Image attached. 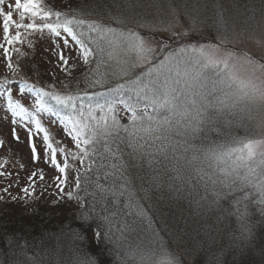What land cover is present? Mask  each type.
<instances>
[{
    "label": "snow or ice",
    "instance_id": "obj_1",
    "mask_svg": "<svg viewBox=\"0 0 264 264\" xmlns=\"http://www.w3.org/2000/svg\"><path fill=\"white\" fill-rule=\"evenodd\" d=\"M220 21L223 27H218L216 35L204 44L179 46L169 52L162 41L155 39L156 34L172 32L170 38L182 41L188 38L187 32L176 33L171 25L155 29L139 21L133 29L119 17L106 22L83 8L56 10L47 0H0V49L7 68L12 70L11 78L0 79V113L11 124L13 139L20 140L19 130L27 132L33 163L40 159L35 139L42 135L44 162L57 172L53 179L58 196L52 206L65 201L79 204L80 210L73 216L77 227L68 225L70 231H62L57 237L58 241L65 237L69 240L71 255L65 256L63 264H108L103 257L114 255L127 234L142 230L143 211H133L128 197L130 175L125 155L145 159L149 167L156 166L158 173H165L169 198L191 197L190 204L196 211L220 208L222 202L235 207L239 235L229 246L235 257L233 264H244V257L255 250L257 225L249 219L248 205H258L260 224L264 225V139L238 142L241 147L221 145L222 150L205 155L207 168L196 164L202 149L193 141H203L213 132L223 135L218 125L225 110L235 115L234 110L239 109L254 128L264 124V57L258 60L234 48L222 15ZM145 28L147 36L139 31ZM37 35L54 45L58 66L67 80L53 74V83L33 81L38 72L10 62L12 46L23 43L32 49ZM239 38L237 33L235 39ZM126 47L138 53L131 64L118 59L120 50ZM16 52L19 54L20 49ZM157 52L161 55L157 56ZM180 56H188L185 63L195 69V77L187 70L181 73ZM99 60L108 68L115 60L117 70L101 73L93 69ZM81 63L89 68L83 82L74 75ZM240 66L249 71L246 79L237 75ZM206 71L215 72L217 81L232 91L223 97L201 92L190 98V81ZM92 89L96 91L89 94ZM124 118L127 124L121 123ZM53 126H59L58 130L71 139L75 150L61 147L63 141L53 139ZM125 148L131 151L125 153ZM61 155L63 162L58 160ZM69 159L80 164L71 189ZM240 169L245 171L241 173ZM4 175L12 173L0 171V176ZM37 179H45L42 171L28 176V184L21 189L27 197L35 196ZM92 242H97L98 253L84 249ZM18 247L29 264H46L36 256L28 257L26 240ZM61 248L58 243L55 248L43 249L48 253L47 264H61ZM165 249L166 245L159 242L163 259H154L157 248L138 249L135 255L139 264H181L175 254ZM223 251L214 256L215 264H224ZM260 251L264 255V246ZM116 259L125 264L120 257Z\"/></svg>",
    "mask_w": 264,
    "mask_h": 264
},
{
    "label": "rangeland",
    "instance_id": "obj_2",
    "mask_svg": "<svg viewBox=\"0 0 264 264\" xmlns=\"http://www.w3.org/2000/svg\"><path fill=\"white\" fill-rule=\"evenodd\" d=\"M7 2L8 0H6ZM72 2L73 0H47V3L54 5L56 10L65 11L69 7L73 9L83 8L86 12L91 13L93 17L106 22H111L112 17H119L126 21L129 28L133 29H136L139 21L145 22L155 29H162L166 25H171L176 33L187 32L188 38L182 41L170 38L172 32L163 34L158 32L156 34L155 39L162 41L168 47L169 52L176 50L179 46L204 44L210 36L216 35L218 27H223V23L220 21L222 15L227 23L229 35L233 37L232 46L249 53L258 60L264 57V0H74V3ZM113 26L115 25L113 24ZM139 31L141 35H148L147 28ZM237 33H240L239 40L235 39ZM33 39L35 46L32 49H29L23 43L12 46V50L9 52L10 62L13 59L12 63L14 65L19 63L26 69L30 68L38 72V77L35 75L32 77L33 81L38 79L44 84L53 83V74L60 80H67L68 77L60 71L58 66L57 56L53 52L54 45L46 39H41L38 35ZM0 43H2V40H0ZM104 46L107 48L106 44ZM153 46L158 47L155 43H153ZM17 48L20 49L19 54L16 52ZM137 54L131 47L122 48L118 59L131 64L135 61ZM156 55L160 56L161 53L157 52ZM187 59L188 56H180L179 70L181 73L187 70L195 77V69L185 63ZM73 62L75 63V61ZM6 63L3 50L0 49V79L12 77V70L7 68ZM110 63L112 67L108 68L103 60H99L92 68L98 69L101 73L117 70L116 61ZM79 69L74 75L83 82V74L87 73L89 68L81 63ZM237 75L242 79H246L249 76L247 67L240 66ZM190 83V98L193 94L201 92H214L216 97H223L225 92L232 91L225 84L217 81L216 73L213 71H206L200 77L192 79ZM94 91L96 90H90L89 94ZM196 98L198 99V96ZM234 112L235 115L225 110L222 115L221 123L218 126L222 128L223 135L213 132L203 141L201 139L193 141L198 148L202 149L198 154L197 166L207 168L205 155L212 151H218L221 145L225 148L241 147L238 142L264 139V124L254 128L239 109L234 110ZM6 120L7 118L0 113V142H2L0 143V171L11 172L12 175L0 176V197H3V199H0V220L3 218L2 205L7 204L8 206L4 207H7L9 211L13 208L14 210L11 209V219L15 223L19 222L16 223L21 238L18 242L22 243L23 240H26L29 245L28 257L36 256L45 260L47 264L48 253L44 252L43 249L52 248L49 243L57 239L46 238L47 236L44 234L51 227H44V225H52V229L56 225L57 228H55L53 236H56L57 232L66 231L69 228L68 225L76 228L77 225L73 223V216L80 210L79 204L74 201H65L59 203L56 207L52 206V202L58 196L53 179L57 172L50 164L44 162L42 135L35 139L40 159L33 163L31 150L27 144V132L19 130L20 140L16 141L11 134L12 126ZM108 122L111 126V114L108 116ZM121 123L127 124V118L122 119ZM58 127L53 126L51 133L53 139L55 141L62 140L61 147L75 150L71 139L66 137L63 131L58 130ZM188 155L190 157L192 153L189 152ZM63 159L62 155L58 157L60 162H63ZM230 163L228 161V164ZM69 165L70 180L68 187L71 189L73 186L72 180L75 177L76 169L80 168V164L78 161L73 162L69 159ZM41 171L45 179L43 181L37 179L35 196L27 197L21 189L28 184V176L32 172H37L39 175ZM240 171H245V169H240ZM128 174L131 177L130 172ZM5 188L8 189L7 192L3 191ZM131 195L134 206L137 207L135 199L139 202L138 206H142L141 200L136 194L131 193ZM200 195H204L203 190L200 191ZM13 197L17 199L13 200ZM128 197L130 198L129 193ZM227 205V203L222 202L223 207ZM157 210L161 214L163 208L157 206ZM48 212L51 213V220L49 223H41L42 217L45 221L47 220ZM54 212L57 214V219L62 222L67 220L69 223H51L53 222L52 213ZM148 214L150 212L144 210V216L141 219L143 221L144 217L147 219ZM159 217L163 218L162 221L158 220L159 223H143L141 231L127 234L125 240L121 241L122 247L114 255H105L103 259L107 260L108 264H119L116 259L118 256L125 261V264H139V257L135 253L138 249L149 248H157V255L154 259H163L164 252L159 250V242H162L166 245L165 250L175 254L180 259L181 264H215L214 256L221 254L222 250H224L222 255L224 264H233L235 257L233 256V250H229V246L235 242V238L239 235L238 219L232 222L231 219L227 220L221 216L219 221L215 222L179 223L180 220H177L176 213L172 211L169 213V218L164 219L163 214ZM249 219L252 220L251 217ZM254 224L257 225L258 223ZM256 234L255 250L244 257V264H264V255L258 252L259 249H257L258 239H261L263 235H260V229ZM45 238L48 239V241L45 240L46 244H44ZM89 239H91L90 234ZM63 242L56 241V244L63 245ZM67 243H69L68 240ZM67 243L60 249L59 260L61 264H63L65 256L71 255L68 252ZM108 247L113 246L109 245ZM84 249L91 253L100 251L97 242L84 245ZM17 260L21 264H29V260L21 254L18 246L5 250L4 245V250L0 253V264H13V261Z\"/></svg>",
    "mask_w": 264,
    "mask_h": 264
},
{
    "label": "trees",
    "instance_id": "obj_3",
    "mask_svg": "<svg viewBox=\"0 0 264 264\" xmlns=\"http://www.w3.org/2000/svg\"><path fill=\"white\" fill-rule=\"evenodd\" d=\"M72 3H74V0ZM11 62H13V59H11ZM121 147L123 146L121 145ZM218 150H222V149L219 148ZM129 151L131 150L125 149V153ZM125 160L129 164L128 173L130 172L131 174L130 182L128 184V193L130 194V200L133 205V211H137V212L143 211V216H144V210L147 212H150V214H148L149 217L147 219L144 217V223H159L158 220L162 221L163 219L159 216L163 214V217L165 219L166 217L169 216L170 211L176 213L177 220H180L178 221L179 223L180 222L181 223L183 222L184 223H203L204 221L205 222H210V221L215 222V221H218L217 217L221 218V216H223L227 220L231 219L232 222L234 220L237 221V216L235 215V212H236L235 207H229V205H227L226 207H223L221 204L220 208L212 207L211 209H208L207 207H205V209L202 211H196L194 210V205L190 204V200L192 199L191 197H188L186 199H181V200L169 198L168 189H167L168 177L165 173L163 172L158 173L156 166L149 167L146 160L141 159L139 157L136 159H132L128 157L127 155H125ZM240 172L243 173L244 171H240ZM156 184H161L163 187L161 189H158L156 187ZM131 193L136 194L139 200H141V203H142L141 205L143 206V208L142 206H138L139 202L136 199L135 201H136L137 207L134 206ZM4 206H8V205L4 204L1 206L3 208L2 209L3 218L2 220H0V253L3 252L4 245H5V250H6L8 248H14L18 246V244H20L18 240L16 239V237H19V230H18V227L16 226V223H19V222L15 223V221L11 219V209L13 208H11L9 211V209ZM157 206L163 208L161 214L157 210ZM224 209H227V212H225ZM257 209H258V205L254 203L248 205L249 217L252 218L251 221L253 223H258L256 227V233L260 229V235L264 236V225L260 224V221L262 218ZM240 210L243 211V208L241 207ZM228 213H232V214L229 215ZM52 216H53L52 218L53 222L51 223H69L66 219L65 220L67 222L66 221L62 222L60 219H57L58 217L55 212L52 213ZM50 220H51V213L48 212L47 220L45 221V219H43L42 217L41 223H49ZM44 227H51V228H48V230L44 234L47 236L46 238H50L51 240L57 239V237L61 233L60 231V232H57L56 236L52 235L54 234L53 232H55L56 230L55 228H57L56 225L55 227H53V229H52V225H48V226L44 225ZM69 231L70 229L67 228L66 231L64 232L67 233ZM263 236L261 239H258L259 240L258 244L256 243L258 245L257 249H259L258 252L260 253H261L260 248L264 246ZM46 238L44 239V244H46L45 240L48 241V239ZM5 239L8 240V244H5ZM67 240H68L67 237H65V238L60 239L59 241H64L62 245L64 246L67 243ZM56 241H58V239L55 241H51L52 243H49V246L52 248H55L57 246ZM3 242L4 244H2ZM67 245H69V243H67Z\"/></svg>",
    "mask_w": 264,
    "mask_h": 264
}]
</instances>
